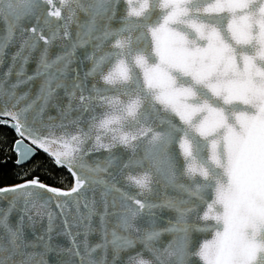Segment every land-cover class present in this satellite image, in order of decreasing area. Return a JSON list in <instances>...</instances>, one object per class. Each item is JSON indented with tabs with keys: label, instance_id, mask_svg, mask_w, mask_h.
Instances as JSON below:
<instances>
[{
	"label": "snow or ice",
	"instance_id": "6c2138e0",
	"mask_svg": "<svg viewBox=\"0 0 264 264\" xmlns=\"http://www.w3.org/2000/svg\"><path fill=\"white\" fill-rule=\"evenodd\" d=\"M17 42L0 79L16 163L28 140L74 183L0 188V264H264V0H0V63Z\"/></svg>",
	"mask_w": 264,
	"mask_h": 264
},
{
	"label": "water",
	"instance_id": "95a60500",
	"mask_svg": "<svg viewBox=\"0 0 264 264\" xmlns=\"http://www.w3.org/2000/svg\"><path fill=\"white\" fill-rule=\"evenodd\" d=\"M54 3L58 4V0H54ZM43 7L45 8L46 11H47V10H51V6H49V5H44ZM125 7H126V4H125L124 2H122V3L119 5V8H120L121 10L125 9ZM45 14H46V12H45ZM49 19H50L51 21H53V23L56 22L55 17H49ZM81 19H83L82 14H81ZM25 23H26L27 26H30L31 23H34V21H31V22H25ZM112 27H114V28H115V27H119V17H117V20H114V21L112 22ZM72 31H73V32L75 31V25H72ZM56 43L59 44L60 42L57 41ZM41 44H42V42H41ZM18 47H19V42L15 43V44H13V45H10L9 47H7V48L4 50L3 62L0 63V79H3V78H4L3 74H4L5 72H7L8 69H9V67L12 65L11 56H12V54H13L14 52L17 51ZM58 50H59V49H58L57 47H53V49H52L51 51H52L53 53H55V52H57ZM89 50H90V49H89ZM83 51H84V50H78V51H77V55H81ZM34 56H35V54H34ZM19 67H20V64H19V62H17L16 66L12 69V73H11V75L8 76V78H7V84H6V87H7L8 85H10V84L16 82V80H17L16 71L19 69ZM88 67H90V63L86 61V62L84 63V65L82 66V68H83V70H87ZM35 68H36L35 59H34V58H33V59H30L29 62L25 65V77H21V79H25L26 76L31 75V74L34 72ZM39 83H40L39 80H36V81H29L28 83H25V84L20 85V87L16 89L17 95H23L25 92H28V93H29V96H28L27 100H25V101H21L20 106H23L24 104H26L28 101H30L31 99H33V98L35 97V94H36L37 89H38V87H39ZM61 95H62V92H61ZM64 103H66V100L64 101ZM47 115L56 116V115H57V111H56V109H55V108H52V107H49V108L46 110V113H45V119H46ZM73 115H75V113H73ZM0 119L7 120V117H3V118H0ZM0 125L3 126V127H7L9 130H11V131L15 134V136H16V141H17L18 139H20V137L17 135V133L15 132V130H14L13 128L7 126V124H4V123H0ZM16 141H15V142H16ZM15 142H14L13 147H12V152L14 153V155H15V157H16V160H17V154H16V151L14 150ZM24 143H25V145H27L28 147L33 148V149L35 150V155H33L30 159H28L24 164H17L16 161H15V165H16V166H23V165H26V164L30 163V162H31V161L37 156L38 153L44 154V155L47 156L50 160H52V158L49 157L46 153H44L43 151H41V150H39V149H36V148H35V145H32L28 140H25ZM113 152H115L116 154L119 155L120 153H123V152H124V149L118 147V148H116V149H113ZM106 155H107L106 152L100 151V152L93 153L91 156L85 157V159H86L89 163H91L92 160H94L95 158H97V157L103 158V157L106 156ZM126 155H127V154L125 153V157H126ZM52 161H53V160H52ZM53 163H54V162H53ZM54 164H55V163H54ZM55 165H56V164H55ZM56 166H57V165H56ZM57 167H58V166H57ZM58 168H62V169H64V170L70 175V177H71V179H72V185H73V183H74V178H73L72 174L67 170V168H66V167H58ZM22 183H24V182H22ZM41 183H42V182H41ZM20 184H21V183H20ZM17 185H18V184H17ZM45 185H46V184H45ZM72 185H71V187H72ZM13 186H15V185H13ZM47 186H49V185H47ZM8 187H12V186H8ZM50 187H52V186H50ZM71 187H70V188H71ZM3 188H7V187H3ZM53 188H55V187H53ZM70 188H69V189H60V188H56V189H60V190L67 191V190H70ZM47 195L50 196V195H52V194H51V193H48ZM88 195H91V193H88ZM10 199H11L10 196H8L7 199H0V208H6ZM58 199H63V198H58ZM52 208H53V210L58 211V209H55V200H53ZM72 211H74V209H71V208H70V209H69V212H72ZM160 214L163 215V216H168V215H170V213H168V212H166V211H165V212H161ZM37 219H38V223L36 224L35 227H36V231H37V233H38L42 228H44V227L47 225V217H45L43 220H40L39 218H37ZM11 221H12L13 224L15 223V221H16V215H15V214H13V216L11 217ZM58 223H59V220H57V224H58ZM212 235H213L212 233L197 234V235L194 237V239H195L196 241H198V242H202L205 238H207V239H211V238H212ZM25 236H26V238L29 239V240L32 239V231H31V229L25 228ZM162 239L166 241V240L169 239V237L166 235V236L162 237ZM89 240H90L91 242L95 243V242L98 240V237H97L96 235H92V236L89 237ZM55 242H56V243H60V244H66V241H65L63 238H61V237H57L56 240H55ZM140 247H141L140 245H137V249H136V250H139ZM29 251H31V249H29ZM145 258H147V254H146V253H145ZM44 259H46V260L48 261V264H55V261H56V257H55V255H54L53 253H49L46 257H44ZM191 264H200V262L198 261V259H195V258H194V259L191 261Z\"/></svg>",
	"mask_w": 264,
	"mask_h": 264
},
{
	"label": "trees",
	"instance_id": "16d2710c",
	"mask_svg": "<svg viewBox=\"0 0 264 264\" xmlns=\"http://www.w3.org/2000/svg\"><path fill=\"white\" fill-rule=\"evenodd\" d=\"M15 141V134L0 125V188L17 185L33 178L55 188L71 187L70 175L64 169L58 168L44 154L38 153L30 163L16 166V157L12 152Z\"/></svg>",
	"mask_w": 264,
	"mask_h": 264
}]
</instances>
